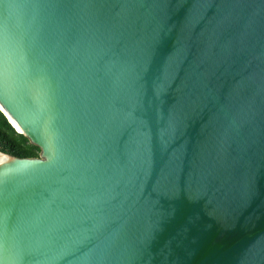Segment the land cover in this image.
<instances>
[{
	"label": "water",
	"instance_id": "95a60500",
	"mask_svg": "<svg viewBox=\"0 0 264 264\" xmlns=\"http://www.w3.org/2000/svg\"><path fill=\"white\" fill-rule=\"evenodd\" d=\"M0 264H264V0H0Z\"/></svg>",
	"mask_w": 264,
	"mask_h": 264
},
{
	"label": "trees",
	"instance_id": "16d2710c",
	"mask_svg": "<svg viewBox=\"0 0 264 264\" xmlns=\"http://www.w3.org/2000/svg\"><path fill=\"white\" fill-rule=\"evenodd\" d=\"M0 150L19 158L40 156V148L29 143L28 139L16 132L8 117L0 109Z\"/></svg>",
	"mask_w": 264,
	"mask_h": 264
}]
</instances>
